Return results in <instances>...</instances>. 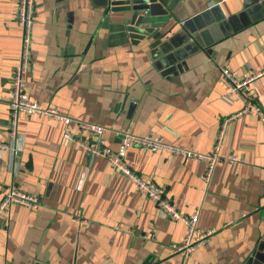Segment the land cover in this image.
I'll return each mask as SVG.
<instances>
[{
  "label": "crops",
  "instance_id": "0c3cea01",
  "mask_svg": "<svg viewBox=\"0 0 264 264\" xmlns=\"http://www.w3.org/2000/svg\"><path fill=\"white\" fill-rule=\"evenodd\" d=\"M18 3L0 0V144L9 147L0 150V200L15 187L40 206L3 214L0 264H264V121L253 111L238 115L242 103L219 78L222 66L239 78L261 74L253 95L264 113V0H180L167 26L136 45L109 19L104 0H36L27 94L103 127L110 149L127 133L205 154L235 116L209 182L203 160L140 146L126 154L135 175L165 187L184 215L198 212L199 233L212 232L190 254L172 251L184 241V224L163 217L107 159L64 138L63 124L21 114L11 139ZM174 55L186 68L163 76L159 61ZM72 134L89 140L77 126Z\"/></svg>",
  "mask_w": 264,
  "mask_h": 264
},
{
  "label": "built area",
  "instance_id": "2783aa9c",
  "mask_svg": "<svg viewBox=\"0 0 264 264\" xmlns=\"http://www.w3.org/2000/svg\"><path fill=\"white\" fill-rule=\"evenodd\" d=\"M17 17L23 34L19 60L11 77V101L9 104L11 111L9 124L11 139L14 140L16 138L18 119L21 114H25L26 116H42L63 124L64 138L74 141L77 145L88 152L91 157H102L107 159L116 171L128 177L136 184L138 190L157 206L163 217L184 224L186 235L183 243L180 245H172V251L174 254H190L195 249L205 245L212 232H198V212L189 216L180 212L173 204H171L165 187L154 182L144 181L133 173L125 162L126 154L130 147L140 146L152 153L164 152L169 155L180 156L185 160H203L207 165L204 180L209 182L221 160L220 152L226 135L227 122L235 116L224 121L215 146L210 152L205 154L168 145L160 138L138 137L127 133H118L120 146L114 151L106 146L104 140L105 129L103 127L89 123L75 122L71 118L62 115L55 108L42 107L37 102L30 100L26 90V75L31 65L32 43L34 40L33 26L36 17V0H19ZM260 76L261 74L259 73H246L239 78L226 66H222L220 67L219 78L228 89L229 95L233 99L242 103L243 109L238 115L253 111L262 121H264V113L253 95L254 83L260 78ZM73 126H77L82 135H85L89 140L74 137L72 134ZM6 148H9L7 144H0V150ZM13 151L16 156L19 155V149H13ZM228 160L231 162H237L238 158L229 157ZM13 205L36 210L40 206V200L38 197L15 187L7 188L0 200V226L2 224L3 214Z\"/></svg>",
  "mask_w": 264,
  "mask_h": 264
},
{
  "label": "water",
  "instance_id": "95a60500",
  "mask_svg": "<svg viewBox=\"0 0 264 264\" xmlns=\"http://www.w3.org/2000/svg\"><path fill=\"white\" fill-rule=\"evenodd\" d=\"M104 7L111 13L109 19L117 23V28L133 45L150 39L166 27L170 16H176L175 9L180 0H104ZM215 33V29H211ZM176 55V54H175ZM174 55V57H175ZM166 56V55H165ZM163 76H177L186 68L182 60L162 58L159 61ZM134 108V105H132ZM250 258L246 264H252Z\"/></svg>",
  "mask_w": 264,
  "mask_h": 264
}]
</instances>
